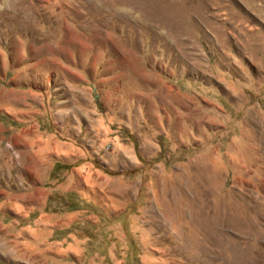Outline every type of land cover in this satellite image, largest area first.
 Masks as SVG:
<instances>
[{
    "label": "rangeland",
    "instance_id": "374dc122",
    "mask_svg": "<svg viewBox=\"0 0 264 264\" xmlns=\"http://www.w3.org/2000/svg\"><path fill=\"white\" fill-rule=\"evenodd\" d=\"M0 264H264V0H0Z\"/></svg>",
    "mask_w": 264,
    "mask_h": 264
}]
</instances>
